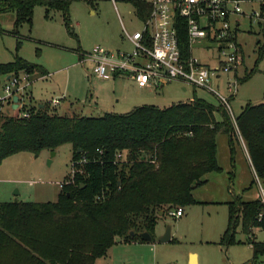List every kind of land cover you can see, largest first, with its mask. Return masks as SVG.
<instances>
[{
    "label": "trees",
    "instance_id": "16d2710c",
    "mask_svg": "<svg viewBox=\"0 0 264 264\" xmlns=\"http://www.w3.org/2000/svg\"><path fill=\"white\" fill-rule=\"evenodd\" d=\"M73 1L0 0V12H13L17 28L30 24L34 9L42 6L46 12L60 11L70 31L68 14ZM124 1L132 4L138 20L146 19L148 4ZM263 12L261 4V18ZM258 25L264 28L263 23ZM186 44L183 33L185 52ZM263 54L264 45L259 48V59ZM23 73L30 81L34 76L49 77L42 66L17 57L0 64V77L6 80ZM13 105L0 112V165L19 153L38 156L70 145L73 174L59 186L54 202L0 203V264H95L121 239L143 241L141 233L155 239L159 213L194 205L192 193L207 181L203 178L221 172L216 146L219 133L228 136L233 154L237 129L252 170L264 184V102L247 103L233 119L222 105L197 98L163 109L143 105L128 113L100 117L59 116L44 107L33 109L24 104L19 110ZM20 112L29 116L22 117ZM227 209V227L219 244H241L235 240L240 224L255 262L264 256V242L253 239V229L264 230V214L258 219L263 212L260 200L244 202L237 197L227 203Z\"/></svg>",
    "mask_w": 264,
    "mask_h": 264
},
{
    "label": "rangeland",
    "instance_id": "374dc122",
    "mask_svg": "<svg viewBox=\"0 0 264 264\" xmlns=\"http://www.w3.org/2000/svg\"><path fill=\"white\" fill-rule=\"evenodd\" d=\"M87 1L75 0L70 4V31L65 27L60 11L46 12L42 6L34 9L30 24L22 23L17 28L13 12H0V64L11 63L17 57L29 64L40 65L52 74V77L43 79H38L39 76L32 78L34 82L31 80L32 86L26 89L24 96L27 108L43 105L46 112L59 116L100 117L106 113H128L143 105L163 109L195 98L219 104L212 94L202 89L185 86L183 91L184 85L180 83L154 91L139 89L125 77L108 81L99 79L92 70L93 63L85 60L84 54L92 52L95 47L129 51L131 47L124 40L123 28L132 32L140 29L142 24L129 2ZM242 7L245 16L240 20L237 41L242 48L243 63L238 65L236 73L213 79L211 83L214 90L228 98L232 119L247 103L257 105L264 102V54L259 59V48L264 45V28L258 25V22L264 24V18H248L251 9L260 12L258 0ZM195 53L200 60L204 54L210 59L216 56L214 50L201 48H196ZM244 77L249 78L241 81ZM5 81V77H0V90ZM228 82H236L232 98L227 91ZM55 99L58 105L52 104ZM12 104L17 106V103L10 102L2 109L8 111ZM228 139L223 133L217 135V162L221 172L203 178L207 181L192 193L196 203L184 207L181 218L168 213L158 215L155 239L151 243L143 239H121L95 264H186L188 252L197 253L200 264L253 263L251 247L240 224L236 227L235 240L241 244L229 247L219 244L227 227V203L237 197L244 202L260 200L262 195L237 129L233 137V154ZM54 153V156L50 151H42L38 156L19 153L3 160L0 165V203L56 201L59 184L71 177V147L61 146ZM259 182L264 192V184ZM167 226L171 227V240L176 243L158 242ZM254 240L264 242V231L257 233ZM254 264H264V258L257 259Z\"/></svg>",
    "mask_w": 264,
    "mask_h": 264
},
{
    "label": "built area",
    "instance_id": "2783aa9c",
    "mask_svg": "<svg viewBox=\"0 0 264 264\" xmlns=\"http://www.w3.org/2000/svg\"><path fill=\"white\" fill-rule=\"evenodd\" d=\"M143 1L150 9L144 21L139 19L141 28L132 32L123 28L124 40L131 47L129 51L95 47L85 54L86 60L93 63L94 74L104 81L116 78L115 75L125 77L139 89L155 91L172 83L202 89L212 94L230 112L228 98L214 90L211 83L213 79L235 72L241 64L242 48L237 36L240 20L245 16L242 5L256 0ZM258 1L264 5V0ZM248 18L260 19V12L251 9ZM183 33L186 34V52L181 47ZM196 48L214 50L216 56L210 59L204 54L200 60L195 53ZM5 82L0 90V105L13 103V98L17 97V108L20 110L24 105L26 89L30 86L29 75L10 76ZM227 91L233 96L236 82H228ZM58 103L57 99L52 101L53 105ZM0 112H3L2 108ZM19 115L29 116L27 112H20ZM255 180L262 194L260 220L264 214V192L256 175ZM182 214L181 209L169 213L174 217Z\"/></svg>",
    "mask_w": 264,
    "mask_h": 264
},
{
    "label": "crops",
    "instance_id": "0c3cea01",
    "mask_svg": "<svg viewBox=\"0 0 264 264\" xmlns=\"http://www.w3.org/2000/svg\"><path fill=\"white\" fill-rule=\"evenodd\" d=\"M83 57H85V54H84V56ZM86 60V59H85ZM84 61V59L82 60V62ZM87 62V61H86ZM48 75L47 76H49V77H52V74H50V73H47ZM38 79H40V78H38ZM37 79V80H38ZM41 79H43V78H41ZM115 79H118V78H113V80H115ZM112 80V79H111ZM33 81V80H32ZM30 82V86H32V83L34 82ZM29 86V87H30ZM186 90V88L185 87H183V91H185ZM63 95V94H62ZM65 99V98H64ZM59 104V103H58ZM39 107H41V108H43L44 106L43 105H40ZM243 150H244V154H245V156H246V158L248 159V155H247V152H246V148H245V146H243ZM248 161H249V159H248ZM250 163V162H249ZM250 167V170H251V172L253 173V175H254V172H253V170H252V167H251V165L249 166ZM258 199V198H257ZM256 200V199H255ZM183 211V210H182ZM183 214H184V212H183ZM183 214L180 216V217H174V218H181L182 216H183ZM160 215V214H159ZM260 231H264V230H260V229H253V239H255L256 237H257V233H259ZM155 237H156V235H155ZM172 239V238H171ZM171 239H170V241H171ZM146 242V241H145ZM149 243H151V242H149ZM250 247H251V251H252V246L251 245H249ZM221 247H223V246H221ZM229 247V246H228ZM194 253L193 252H188V254H187V259H186V264H200V260H199V256H198V254L197 253H195L194 255H195V262H191V258H190V256L191 255H193ZM252 258H253V252H252ZM260 259L261 258H264V256H261V257H259ZM258 258V259H259ZM247 263H249V262H247ZM246 263V264H247ZM253 264H254V262H253Z\"/></svg>",
    "mask_w": 264,
    "mask_h": 264
},
{
    "label": "water",
    "instance_id": "95a60500",
    "mask_svg": "<svg viewBox=\"0 0 264 264\" xmlns=\"http://www.w3.org/2000/svg\"><path fill=\"white\" fill-rule=\"evenodd\" d=\"M17 101H18V98H17V97H14V98H13V102H14V103H17ZM13 107H15V106H13ZM40 108H41V107H40ZM13 110H14V109H13ZM54 155H55V153L52 152V156H54ZM159 214L161 215L162 212H160ZM130 235L132 236V235H133V232H131ZM140 237H141L144 241H146V242H150V241H151V237L148 235V233H141V234H140ZM170 239H171V227H170V226H167V228H166V230H165V233H164L160 238H158V242H161V243H167V242L170 241ZM190 258H191V262H192V263L195 262V255H194V254L191 255Z\"/></svg>",
    "mask_w": 264,
    "mask_h": 264
}]
</instances>
